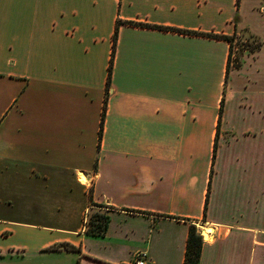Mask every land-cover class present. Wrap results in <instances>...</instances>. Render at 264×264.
Here are the masks:
<instances>
[{"label":"crops","instance_id":"crops-1","mask_svg":"<svg viewBox=\"0 0 264 264\" xmlns=\"http://www.w3.org/2000/svg\"><path fill=\"white\" fill-rule=\"evenodd\" d=\"M237 1L218 20V0H0V264H183L202 224L199 264H264V112L233 78L264 23ZM240 29L260 44L238 66L203 35Z\"/></svg>","mask_w":264,"mask_h":264},{"label":"rangeland","instance_id":"rangeland-1","mask_svg":"<svg viewBox=\"0 0 264 264\" xmlns=\"http://www.w3.org/2000/svg\"><path fill=\"white\" fill-rule=\"evenodd\" d=\"M218 1L219 3H221V5L224 8L218 20H220L221 18L224 19L225 16L232 17L235 10H233L231 0H218ZM239 1H237V5L239 4ZM260 1L261 0H242L240 2L239 9L236 14V19L234 18V22L236 23V20H237V23L248 26L250 30H253L261 35V30H263L262 27L264 23V14L260 8ZM235 32L237 33V35L235 34V40L233 42V47H232V52H231V62H233L234 65L236 64V66H238L239 64H241L242 57L245 54L247 55L250 54L249 50L252 51V50L257 49V47L260 44L259 43L260 41L257 36H253L246 29H240ZM255 55L256 56L254 58H251V57L243 58L241 71L238 73V75L235 74L233 78L238 80L239 82H242L244 79L251 80L252 88L250 91L254 93L258 92L257 96H255V98L253 97L254 101L252 102H255L257 107L261 106L262 111L264 112V96L263 95L261 96V93L264 92V45L261 47V49L258 52L255 53ZM261 116L262 115L257 114V113L248 115V117H250V119L253 121V123H255V125L264 127V115L262 116V118ZM250 119H248V122H250ZM251 142H252L251 143V153H252L251 156L252 157L250 161H248V163L252 164L253 163L252 159L254 160L255 158L259 156H254V151L258 150V148L254 150L252 147L253 141L251 140ZM258 143L261 144L260 145L261 149H264V128H263L262 138L258 140ZM245 144L246 142H243L241 140V142L239 141V143L236 146H234V148L238 149L239 151H242V150L244 151ZM247 146H249V143H247ZM262 163L264 164V160H260V162L255 164L254 167H256L257 165H261ZM237 164L238 166L240 165L239 168L241 167L242 173L246 166V172H245V175H246L248 173L247 165H245L244 163H240V164L237 163ZM262 170L264 173V168ZM222 198L225 200L226 196L224 195ZM96 212L102 213L100 209L95 208L92 211L91 215ZM200 227L199 228L196 227V230H198L199 232H200Z\"/></svg>","mask_w":264,"mask_h":264},{"label":"trees","instance_id":"trees-1","mask_svg":"<svg viewBox=\"0 0 264 264\" xmlns=\"http://www.w3.org/2000/svg\"><path fill=\"white\" fill-rule=\"evenodd\" d=\"M138 25L142 27L160 29V30L171 31V32L194 33L190 31L178 30V29L168 28V27H161V26H154V25H147V24H138ZM116 34H117V30L115 28V31L111 38L112 42H111V52H110L108 71H107V86L109 85L111 66H112V61L114 57ZM203 35L205 37L215 38L218 40H224V41L229 42L231 50H232L233 42L235 40L234 36H223V35H214V34H203ZM229 62H230V55H229ZM220 113H221V109H220ZM107 221H108V216L105 213H97V212L94 213L89 218V221L86 226L87 227L86 233L92 236L103 235L107 227ZM202 245H203V239L200 233L198 232V230H196V227L194 225H190L188 235H187L186 250H185L183 264H199V258L201 254ZM61 247L66 250L75 249L74 247L66 245V244L61 245ZM52 248L57 249L59 248V246H54Z\"/></svg>","mask_w":264,"mask_h":264},{"label":"built area","instance_id":"built-area-1","mask_svg":"<svg viewBox=\"0 0 264 264\" xmlns=\"http://www.w3.org/2000/svg\"><path fill=\"white\" fill-rule=\"evenodd\" d=\"M199 233L202 239H204L203 235L201 234V228ZM131 264H148L146 254L144 252H137L133 257Z\"/></svg>","mask_w":264,"mask_h":264},{"label":"bare ground","instance_id":"bare-ground-1","mask_svg":"<svg viewBox=\"0 0 264 264\" xmlns=\"http://www.w3.org/2000/svg\"><path fill=\"white\" fill-rule=\"evenodd\" d=\"M211 232H212V231H211V228H206V229L203 231V234H204L205 237H207L208 234L211 233Z\"/></svg>","mask_w":264,"mask_h":264}]
</instances>
